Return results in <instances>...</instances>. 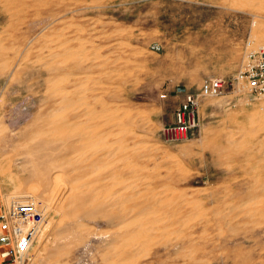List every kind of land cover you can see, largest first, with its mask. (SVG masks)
<instances>
[{
    "label": "rangeland",
    "instance_id": "obj_1",
    "mask_svg": "<svg viewBox=\"0 0 264 264\" xmlns=\"http://www.w3.org/2000/svg\"><path fill=\"white\" fill-rule=\"evenodd\" d=\"M44 1L0 0L3 189L39 197L23 143L39 135L50 80L67 82L77 72L73 62L43 67L49 61L44 56L68 43L82 64L98 65L96 78L115 85L116 136L126 147L138 143L139 154L129 156L137 176L151 193L166 190L181 204L179 219L137 235L120 264H264V113L254 117L264 112V97L233 105L229 94L205 96L188 141L170 143L162 133L187 90L198 92L205 78L236 73L250 51L264 47V1L256 7L237 0ZM49 211L50 228L26 264L110 263L103 252L114 229L111 218L78 219L77 229L68 220L74 234L60 245L50 242L62 227L60 214Z\"/></svg>",
    "mask_w": 264,
    "mask_h": 264
},
{
    "label": "bare ground",
    "instance_id": "obj_2",
    "mask_svg": "<svg viewBox=\"0 0 264 264\" xmlns=\"http://www.w3.org/2000/svg\"><path fill=\"white\" fill-rule=\"evenodd\" d=\"M237 1L251 7L258 4H254L257 0ZM259 35L264 36L262 33ZM71 48L68 43L63 44L60 50L50 51L44 56L49 61L42 64L43 67L57 70L73 62L77 72L69 76L70 79L67 73V80L64 77L67 82L59 78L50 80L51 86L49 84L48 88L51 101L47 112L43 114L45 118L39 120L40 125L35 130L39 135L26 140L23 146L26 147L29 160L33 162L34 191L45 203L54 201L53 207L49 209L53 208L57 215L60 214L59 225H66L50 242L61 245L62 241L74 234L68 226V220L72 229H77L78 219L81 222L83 218L90 220L95 215L103 214L114 223L103 257L110 261L108 264H120L121 259L132 253L137 235L149 236L150 228L154 230L156 226L179 219L180 214L176 210L181 208V204L175 194L166 190L151 193L149 183L137 176L138 168L131 163L129 156L139 154L138 143L133 139L126 147L119 143V137L116 136L119 129V119L115 115L119 110L116 100L118 93L110 87L115 85H106L96 78L94 68L98 65L82 64L79 50ZM263 113L257 111L254 117ZM127 153L130 155L127 156ZM192 199H195L193 195ZM195 202L199 206V201ZM60 251V254H64L65 248Z\"/></svg>",
    "mask_w": 264,
    "mask_h": 264
},
{
    "label": "built area",
    "instance_id": "obj_3",
    "mask_svg": "<svg viewBox=\"0 0 264 264\" xmlns=\"http://www.w3.org/2000/svg\"><path fill=\"white\" fill-rule=\"evenodd\" d=\"M227 94L235 98L233 105L264 97V48L250 51L236 73L205 78L198 92L187 90L175 121L162 130L165 141H188L199 121L201 98ZM49 224L50 211L40 197L12 194L0 183V264H26Z\"/></svg>",
    "mask_w": 264,
    "mask_h": 264
}]
</instances>
